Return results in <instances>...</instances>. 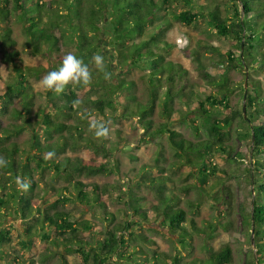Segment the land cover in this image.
Here are the masks:
<instances>
[{"label":"trees","instance_id":"1","mask_svg":"<svg viewBox=\"0 0 264 264\" xmlns=\"http://www.w3.org/2000/svg\"><path fill=\"white\" fill-rule=\"evenodd\" d=\"M194 1L0 0V24L7 22L11 16L24 23L25 33L33 43L36 55L42 54L43 51L55 54L60 65L63 58L59 54L61 47H66L73 41V34L79 40L77 57L83 59L93 73V82L87 88L69 85L63 94L47 90L35 92L29 78L39 76L43 68L19 65L15 66L14 81L4 84L2 88L4 90L0 94V116L6 115L12 119V123L5 125L0 118V156H4L8 161L7 167L0 169V220L5 217L21 220L24 230L19 232L27 238V240L21 239V246L35 255L39 254L35 240L40 236L45 249L38 255L39 261L31 259L30 264H46L48 258L52 257L54 248L63 251L61 264H69L67 255H79L83 264H188L182 252L186 251L187 254L192 255L193 242L197 237L205 240L203 247L207 257L202 261L192 260L189 264H234L230 245L227 244L218 251H214L210 246V241L218 233L219 227L229 231L230 228H234V224L230 221L223 224L209 222L208 225L199 227L196 220L190 219L187 211L181 207L183 199L177 190H169L170 178L164 168H159V172L153 175L145 167L142 168L140 182L133 186L126 185L124 197L120 199L125 205L124 209L115 213L109 209V189L114 188L113 186L108 184L99 186L79 180L84 176L95 177L113 171L108 166V162L97 159L101 151L103 160L106 159L109 157V151L105 149L104 139H95L93 133L89 131V116L93 117L97 113L106 116L108 111L117 113L120 108L121 118H138L137 123L148 138L156 134H164L168 129L167 121L175 112V99L181 96L180 92H183L184 88L181 87L179 93L173 90V86L167 89L165 99L160 102L161 114L167 120L157 125L153 117L156 112L158 91L163 85V80H155L154 77L164 75L169 68L170 75H167V82L172 83L174 79L171 71L175 64L167 61L163 54H157L151 48L150 41L140 40L136 43L134 40L144 36L148 23L155 21L161 11L167 15L171 13L176 22L192 25L202 14L194 12L195 7L192 6ZM231 1L232 19L224 16L219 6L207 9L206 19L220 37L234 41L231 47L240 50L241 55L237 57L232 50L216 47H211L209 51L219 55L221 64H226V60L228 61V71L224 75L243 68L253 71L259 68L260 71L264 70V0ZM178 2H184L188 10L179 14L171 11L172 5ZM166 22L168 28L172 26V21L166 19ZM66 25H70L72 34L68 33ZM103 26H106L112 36L111 45L115 46L120 70L129 71V67L137 66L140 61H149L151 98H153L150 103H142L138 100L134 81L120 76L117 78V83L113 82L115 78L109 83L93 68L92 56L96 53L102 54L98 40ZM162 34L161 32L153 37L151 41H158ZM0 39L6 60L11 61L21 56L12 28L0 26ZM195 55L201 76L208 79L210 75L199 58V52L196 51ZM106 66L113 74L107 60ZM216 83V80L211 82L214 85ZM252 87L247 90L244 102L246 117L243 111H235L232 117L221 122L211 120L213 115L206 110L205 105L209 103L216 107L222 101L217 100L212 94L200 100L197 112L202 114L209 124L212 139L194 143L174 130H169L168 134L176 156L185 160V166L196 169L197 183L194 189L201 194H211L210 191L214 186L208 189L207 185L212 177H218L221 172L213 158L219 152L228 153L229 148L226 145L228 131L234 120L238 117L245 123L247 131L243 134V138L250 141L252 161L249 170L250 185L254 186L255 198L253 210L251 209L243 217L242 222L250 226L251 232L253 231L257 257L253 256L245 260L244 264H264V160L259 158L264 155V119H262L264 106L259 102L261 86L253 84ZM225 90L229 92L227 88ZM124 92L126 94L124 103H119L117 96ZM244 92L245 89L243 94ZM37 95L45 99V104L39 105L36 109L34 101ZM76 99L81 103L74 105L73 101ZM228 99L226 97V100ZM16 100H20L22 109L13 106ZM34 116L38 119L34 120ZM20 120L21 122H18ZM68 121L72 123L69 124ZM28 128L35 133L42 128L45 138L32 139L26 148L22 149L13 139L20 137ZM117 133L120 134V131L117 130ZM81 147L92 149L88 160L80 158L73 160L70 157L60 159V156ZM47 152H54L55 157L45 160L43 154ZM229 156L230 159H243L238 153ZM50 172L52 176H49V179L44 178ZM18 176L30 183L31 187L27 192L22 193L17 190L15 179ZM36 176L40 178L36 179ZM59 181L65 182L66 185L56 186ZM142 186L151 188L157 198V203L149 212L144 210L146 197L140 194ZM118 187L121 190V186ZM189 188L186 187L183 191L187 193ZM229 192V188L223 191L224 194L228 193L227 195L231 196ZM46 193L56 198L48 202ZM214 199L219 201L217 197ZM72 200L75 204L79 203L90 208L92 218L103 225L104 238L96 244H86L91 246V249L84 245L80 232L87 234L93 232L96 221L76 220L73 211L64 210L65 204ZM187 203L196 204L189 201ZM1 225L3 223H0ZM159 230L174 236L182 249L172 248L173 252L162 250L152 237V234L160 232ZM11 233V229L0 230V262L25 264V260L17 255L12 260L9 259L11 254L7 246L13 242ZM250 244H252L251 238Z\"/></svg>","mask_w":264,"mask_h":264},{"label":"rangeland","instance_id":"2","mask_svg":"<svg viewBox=\"0 0 264 264\" xmlns=\"http://www.w3.org/2000/svg\"><path fill=\"white\" fill-rule=\"evenodd\" d=\"M193 3L192 6L195 7L194 12L202 14L192 25L187 26L176 22L173 20V15H171V13L167 15L164 11H161L157 14V19L155 21L148 23L144 36L141 39L134 40L136 43L140 40L150 41L151 48L157 54H163L167 61H171L175 64L171 71V76L174 79L172 83L167 82V75H170L169 68L164 75L160 74L154 77L155 80H163V85L158 91V98L155 103L156 112L153 117L157 125L163 124L165 120H167L164 119L161 114L160 104L166 97L165 93L167 89L173 86V90L179 93L180 88H184V91L180 92L181 96L175 99V112L171 119L167 121L168 129L164 134H156L148 138L145 136L144 130L137 123L138 118H121L120 115L122 111L120 108L117 113L108 111L106 116L99 115L98 113L95 114L93 117L108 124L111 130L109 139H104V145H106L105 149L109 151V157L103 160V152L101 151V153L97 155V159L98 161L108 162V166L113 171L109 174L95 177L84 176L79 178V180L84 183L97 184L99 186H105L107 184L113 186L114 188L109 189V209L111 212L115 213L124 209L125 205L120 199L124 197V191L127 189L126 185L133 186L140 182L142 168L145 167L152 175L158 173L159 168H164L167 172L166 174L170 178V181H168L169 190H177L183 199L181 207L187 211L190 219L194 218L196 220L199 227L206 226L209 222L223 224L230 221L234 224V228H230L229 231L219 227L218 233L215 235L214 239L210 241V246L214 251H218L223 246L227 244L230 245L233 250L234 264H244L245 260L251 259L253 256L257 257L255 245L253 246L250 244V238L251 240L253 238L250 226L248 227L242 222L243 217L252 209L255 198L253 193L254 186L250 185L249 170L252 164L250 159V141L243 138V134L247 131L245 123L238 117L234 120L228 131L226 143L229 148L228 153L219 152L215 154L213 158L214 163L218 165L221 172L218 174V177H212L207 185L208 189L214 186V189L210 191L211 194H201L194 189L197 183L196 169L185 166V160L176 156V151L169 141V130L180 133L183 138L194 143L212 139L209 124L206 123L205 117L197 112L200 100L205 99L207 96L212 94L217 100L220 102L222 101L221 104L216 105V107H213L209 103L205 105L206 110L213 115L211 120H217L218 122L232 117L235 111L242 112L245 102L243 99L245 92L243 94V90L245 89L246 68H243V70L230 71L228 75H224L225 72L228 71V61L226 60V64H221L222 60L219 55L209 51L211 47H216L222 50H232L237 57L241 55L240 50H235L231 47L234 41L229 38L220 37L216 33V30L209 26L206 19L208 15L207 9H212L213 6H219L223 15L229 16L232 19V1L195 0ZM172 6L171 11L176 14L188 10L184 2L174 3ZM166 19L172 21V26L169 28L167 27ZM0 26L1 28H12L13 37L18 43V49L21 55L17 59L11 61L6 60L4 47L0 39V94L4 90L2 89L4 84H10L14 81L16 77L15 66L19 65L42 67V73L37 77L29 78V82L35 92L46 91L39 86L38 82L47 72L59 68L60 65L57 63V56L46 51H43L40 55H36L34 53L33 43L30 42L29 37L25 33L26 25L17 20L16 17L11 16L7 22L1 23ZM65 27L68 33L72 34L70 25H66ZM108 31L106 26L101 28L98 45L112 68V78L116 79H113V82L117 83V78L120 76L127 77L128 80L136 83V95L138 100L142 103H150L153 98H151L152 87L150 83L151 77L149 76L151 65L149 61H140L137 66L129 67V71L128 69H125V71L120 70L116 59L117 52L115 46L111 45L112 36ZM161 32L163 34L160 36V39L152 42L151 39ZM72 36L73 41L69 42L66 47H61L59 54L62 57L68 52H72L75 55L78 53L80 47L79 40L75 35L72 34ZM196 51L199 52V58L207 68V73L210 75L208 79L203 78L200 74L196 61ZM113 61H115V63H113ZM93 68L95 67L93 66ZM248 73L247 90L253 88V84L254 86L260 85L262 89L259 102L264 106V70L260 71V68L254 71L248 69ZM212 80H216V85L211 84ZM251 82L253 83L252 85ZM225 88H227L229 92L226 91ZM125 95L124 92L117 96L119 103H124L123 100ZM226 97L229 99L226 100ZM34 102L36 104L35 108L37 109L39 105L45 104V99L37 95ZM13 106L22 109L20 100H16ZM34 113H36V111ZM0 118L4 121L5 125L12 123V119L6 115H1ZM33 119L35 120L38 118L34 116ZM262 119H264V116H262ZM18 122H21V120ZM68 123L71 124L72 122L68 121ZM117 130L120 131V134L117 133ZM37 137L41 138V140L45 138L42 133V128H40L37 133L31 128H28L20 137L13 139V141H16L21 148L24 149L32 139H36ZM91 150L92 149L86 147H81L76 151L67 152L66 155L60 156V159L70 157L73 160L78 158L88 160ZM33 153L34 151H32V154ZM237 153L242 155L243 159L238 160L229 158V154L235 156ZM259 158L260 160H264V155ZM49 176H52V172L47 174L44 178L49 179ZM39 178L40 176H36V179ZM65 185V182L59 181L56 186L62 187ZM119 185L121 186V190L118 187ZM41 186L44 187V185ZM186 187H190L187 193L183 191ZM227 188L230 189L229 195L231 196H228V193H223ZM140 194L146 197L144 201V210L149 212L151 207L157 203L156 195L151 188H147L146 186L140 188ZM45 196L48 202H52L56 198L48 193H46ZM214 197H217L219 201H216ZM187 201L192 203L195 202L196 204H188ZM64 210L73 211L76 220L96 221L92 218L90 208H86L79 203L75 204L73 200L65 204ZM124 217H121V219ZM0 223H3V225L0 226V230L11 229L12 231L11 238L13 242L7 246L11 254L9 259L12 260V258L17 255L25 260V264H30L31 259L39 261L40 257L38 255L45 249L40 236L35 240L39 251V254L35 255L21 246V239L27 240V238L19 232V230H24L21 220L5 217L3 220H0ZM95 223L96 227L93 232L89 234L83 231L80 232V237L84 240V245L89 249H91V246L86 244H96V242L104 238L102 223L100 221H96ZM152 237L155 238L162 250L172 251V248H176L177 250L182 249L176 238L169 235L167 232H154ZM204 243V239L197 237L193 242V254L189 255L186 251L182 252L186 256V263L189 264L192 260L202 261V259H206L207 255L203 247ZM173 245L175 247H173ZM54 249L55 251H52L55 255L51 254L52 257L48 258L46 264H61V254H63V251L58 248ZM66 257L69 264H83L79 255H67ZM0 264L8 263L3 261L0 262Z\"/></svg>","mask_w":264,"mask_h":264},{"label":"clouds","instance_id":"3","mask_svg":"<svg viewBox=\"0 0 264 264\" xmlns=\"http://www.w3.org/2000/svg\"><path fill=\"white\" fill-rule=\"evenodd\" d=\"M91 63L95 69L103 75V79L106 82H112V72L107 70L106 58L104 55L96 53L92 56ZM115 63V61H113ZM93 82V73L90 70L88 64L83 59L78 58L72 52L66 53L61 61V64L57 70L47 72L38 82L39 86L49 92L56 94H63L65 89L71 86H80L87 88ZM81 101L76 99L73 101L74 105L80 104ZM89 131L94 135L97 140L109 139L110 127L105 122L96 119L95 117H88ZM55 157L54 152H47L43 154L45 160H49ZM8 161L4 156H0V169L6 168ZM15 184L17 190L20 192H27L31 185L28 181L21 177H16Z\"/></svg>","mask_w":264,"mask_h":264},{"label":"water","instance_id":"4","mask_svg":"<svg viewBox=\"0 0 264 264\" xmlns=\"http://www.w3.org/2000/svg\"><path fill=\"white\" fill-rule=\"evenodd\" d=\"M242 50H243V48H242ZM243 57V56H242ZM249 73H248V69L246 68V77H245V95H244V101L246 100V95H247V81H248V77H249V75H248ZM243 113H244V116L246 117V104L244 103L243 104ZM254 139H255V137H254V135H253V142H254ZM253 193H254V190H253ZM253 207H254V205H252V210H253ZM252 233H253V231H252ZM252 245L254 246V240H253V238H252Z\"/></svg>","mask_w":264,"mask_h":264}]
</instances>
